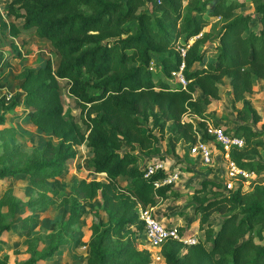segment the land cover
Listing matches in <instances>:
<instances>
[{
	"label": "trees",
	"instance_id": "1",
	"mask_svg": "<svg viewBox=\"0 0 264 264\" xmlns=\"http://www.w3.org/2000/svg\"><path fill=\"white\" fill-rule=\"evenodd\" d=\"M147 3L150 8L139 11ZM246 5H252L254 11H235ZM253 13L259 27L246 32ZM6 14L12 19L0 16L1 35L32 30L51 44L57 61L53 64L47 58L38 66L25 65L16 74L19 84L15 95L6 103L0 102V125L23 99L30 106L32 123L53 133L57 141L48 139L41 148L24 150L6 137L15 132L13 126L0 128V178L27 174L39 192L38 197L25 202L12 198L9 189L3 192L0 243L14 224L17 208L23 204L46 207L53 202L45 193L50 190L46 179L62 174L65 164L77 154L76 145L84 143L92 151L89 170L105 173L106 178L83 177L73 184L60 203L68 206L66 218L50 232L33 234L27 257L16 264H38L53 255L79 225L85 211L81 203L95 197L100 199L106 218L100 210L93 211L96 218L90 223L86 264H150L149 251L137 242L144 228L139 206H153L163 198L179 196L181 191L170 184L155 186L169 171L160 169L145 175L151 160L165 157L149 159L141 150L135 151V146L157 141L156 135L143 130L140 113L147 116L161 108L179 127L184 123L182 113L189 110L200 117V133L191 121L186 122L193 135L187 139L190 145L196 141V132L203 141L214 140L206 130L209 115L202 110L217 98L216 81L226 74L233 93L242 100L240 111L257 122L260 115L244 94L251 91L257 78H264V0H188L185 5L182 0H10ZM213 17H220L221 22L207 28ZM180 46L186 48L184 57ZM210 49L216 51L213 60L195 66ZM182 58L188 80L185 87L172 85L149 68L155 63L170 79ZM62 78L68 80V92L78 101L81 123L63 111ZM197 86L203 95L194 97ZM244 121L233 129L224 126L226 133L244 141L242 146H230L228 155L240 167L260 174L264 160L245 155L264 147L260 138L264 127L257 129ZM141 160L142 166L137 165ZM222 185L220 179L201 181L193 198L204 237L192 244L178 238L163 241L165 264H264V243L259 242L264 239L263 186L256 185L258 196L247 202L241 184L228 189L230 192ZM210 210L223 214L216 230L209 219ZM195 221L173 226L180 236L188 238L195 234ZM182 248L186 249L183 253ZM0 264H9L7 256H0Z\"/></svg>",
	"mask_w": 264,
	"mask_h": 264
},
{
	"label": "rangeland",
	"instance_id": "2",
	"mask_svg": "<svg viewBox=\"0 0 264 264\" xmlns=\"http://www.w3.org/2000/svg\"><path fill=\"white\" fill-rule=\"evenodd\" d=\"M10 0H0V16L4 19H12L6 14V7ZM185 5L188 0H182ZM150 8V4H146L141 9ZM238 12H253L252 5H246L235 9ZM220 17L210 18L209 25L217 26L221 21ZM259 27L257 22V14L253 13V17L249 22V27L246 32L255 30ZM195 37L189 39V44L193 42ZM12 42V44H11ZM16 45V46H15ZM15 46V47H14ZM211 48L212 44H208ZM216 55L214 49L207 51L202 61L195 63V66L201 67L208 64ZM47 58L53 62L57 61V55L51 44L45 39L38 37L32 30H23L20 33L10 35L7 32L0 34V102L5 103L10 101L15 95L19 84V79L16 74L25 66H38ZM152 72L158 74L161 78L168 79L158 71L155 63L152 65ZM61 86V99L63 103V111L65 114H73L75 118L81 123L80 107L77 99L68 92V80L62 78L59 80ZM217 98L211 100L203 106V113L208 114L207 118L211 123H219L223 127L233 129L238 123L249 122L254 128L261 129L264 127V78H257L252 84L251 91L244 95L250 100V105L257 110L260 119L254 122L250 116H246L242 109L243 103L238 96L233 93L231 88V79L229 75H222L217 79ZM198 87V86H197ZM203 95V90L197 88L193 94ZM17 109L8 111L5 117V122L0 125L13 126L15 132L13 135L6 134L7 139L11 144H19V147L24 150H31L34 147H43L48 139L53 142L57 141V137L53 133L45 132L40 127L34 125L30 119V106H28L22 99V103ZM161 108H155L154 111L145 116V113H140L141 125L143 130L151 132L157 136V141L146 143V147L142 145L135 146V151H140L143 157L149 159L155 157H165L168 169L174 168L179 171V178L174 182L173 187L181 191L179 196H170L163 198L153 205L152 210L157 218L164 219L165 222L172 225H185L192 219L195 221L194 242L204 237V229L198 228L199 218L201 214L194 211L196 190L201 185V181L205 178L222 180V188L224 187V179L226 178V156L225 149L214 141L212 138L208 140L213 159L211 164L203 163L198 156L189 153L188 138L190 135V127L186 123L191 121L193 129L199 131L197 122L200 121L195 113L187 110L181 115V126L176 127V123L167 118L162 113ZM16 111V112H14ZM144 118V119H143ZM207 123V121H206ZM196 140L200 134L196 132ZM264 141V132L260 137ZM2 138H0V142ZM136 145V144H135ZM77 154L70 163H66L62 174L46 179L50 190H46V196L52 199L53 202L46 207H29L23 204L22 207L17 208V213L14 217V224L10 231L2 235V242L0 243V256H7L9 264H16L27 257V244L33 234L47 233L58 226L60 220L66 218L68 206L63 203L62 199L70 193L71 186L76 184L81 178H99L105 179V173H95L89 170L91 162L92 151L84 143L76 145ZM144 147V148H143ZM258 151L252 154H246L247 158H260L264 160V147L259 146ZM143 160L137 165L142 166ZM246 178V179H245ZM243 178L241 182V189L245 194V199L250 202L259 193L256 191V185L261 184L264 188V170L260 174H252L249 177ZM9 189L12 198L21 200L22 202L29 201L38 197V190L31 184L27 174H17L14 176H5L0 178V196L5 190ZM226 192H230L228 189ZM20 201V202H21ZM84 214L79 221V225L72 232H69V239L67 242L59 245L58 249L53 255L38 261V264H86L89 240L91 237L90 223L96 218L93 211L100 210L102 218L106 216L100 209V199L87 200L81 203ZM223 214L219 210H210L209 219L212 221V228L218 229L222 220ZM205 225V224H204ZM138 242V241H137ZM264 243V239L259 241ZM186 249L182 248L181 252ZM156 264V263H150ZM162 264V263H158Z\"/></svg>",
	"mask_w": 264,
	"mask_h": 264
},
{
	"label": "built area",
	"instance_id": "3",
	"mask_svg": "<svg viewBox=\"0 0 264 264\" xmlns=\"http://www.w3.org/2000/svg\"><path fill=\"white\" fill-rule=\"evenodd\" d=\"M178 50L180 55L184 57L186 48L180 46ZM152 65L153 62L150 63V69H152ZM184 67L185 62L182 58L179 66L171 71L170 81L172 85H178L181 87H185L187 85L188 80L183 74ZM206 130L209 134L213 135L214 140L220 143L225 149L224 153L226 156V178L224 179V187L226 189H231L235 188L236 186H239L244 180L243 178L255 174L253 171H249L240 167L234 160L229 158L228 149L230 146L243 145L244 141L241 136L226 133L222 125H215L209 121H207L206 123ZM188 149L191 155L198 156L203 163H212L213 153L211 151L210 145L207 141H203L200 136L194 143L189 145ZM160 169L169 171V173L163 178L156 180L154 183L155 186H159L162 184H170L173 186L174 182L179 178V171L175 168L173 170L168 169L166 161L162 158L151 160L146 165L145 175H152ZM152 207L153 206L151 205L146 207L139 206V216L140 219L144 221V228L140 232L137 241L140 247H144L149 251L151 263L165 264L164 256L161 253V244L163 241L168 238H178L186 243H191L194 242L195 239L194 236L188 238L180 236L176 226L165 222L164 219L157 218L152 210Z\"/></svg>",
	"mask_w": 264,
	"mask_h": 264
},
{
	"label": "crops",
	"instance_id": "4",
	"mask_svg": "<svg viewBox=\"0 0 264 264\" xmlns=\"http://www.w3.org/2000/svg\"><path fill=\"white\" fill-rule=\"evenodd\" d=\"M20 103H22V99L20 100ZM19 106H20V105H18L17 107H19ZM17 107H16L15 109H17V110H18V108H17ZM14 112H16V111H14Z\"/></svg>",
	"mask_w": 264,
	"mask_h": 264
}]
</instances>
